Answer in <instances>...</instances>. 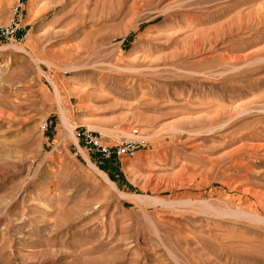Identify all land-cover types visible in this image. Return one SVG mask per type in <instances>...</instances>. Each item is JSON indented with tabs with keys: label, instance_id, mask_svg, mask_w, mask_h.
<instances>
[{
	"label": "rangeland",
	"instance_id": "1",
	"mask_svg": "<svg viewBox=\"0 0 264 264\" xmlns=\"http://www.w3.org/2000/svg\"><path fill=\"white\" fill-rule=\"evenodd\" d=\"M13 23L0 264H264V0H0Z\"/></svg>",
	"mask_w": 264,
	"mask_h": 264
},
{
	"label": "built area",
	"instance_id": "2",
	"mask_svg": "<svg viewBox=\"0 0 264 264\" xmlns=\"http://www.w3.org/2000/svg\"><path fill=\"white\" fill-rule=\"evenodd\" d=\"M17 25L15 23L9 26L0 27V37L13 39L17 32ZM132 135L138 133V128L135 126L131 129ZM78 140L89 150L98 153L102 158L109 159L113 156H131L138 150L142 144L138 139H125L120 143L107 144L101 139V136L92 132L87 128L79 129L77 131Z\"/></svg>",
	"mask_w": 264,
	"mask_h": 264
},
{
	"label": "bare ground",
	"instance_id": "3",
	"mask_svg": "<svg viewBox=\"0 0 264 264\" xmlns=\"http://www.w3.org/2000/svg\"><path fill=\"white\" fill-rule=\"evenodd\" d=\"M138 71V70H137ZM121 80H123V78H121ZM132 81H135V79H132Z\"/></svg>",
	"mask_w": 264,
	"mask_h": 264
}]
</instances>
